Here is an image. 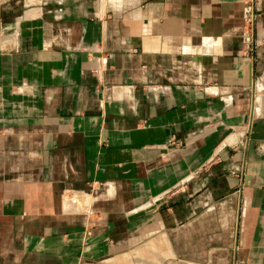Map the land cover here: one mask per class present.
Here are the masks:
<instances>
[{"label": "crops", "instance_id": "1", "mask_svg": "<svg viewBox=\"0 0 264 264\" xmlns=\"http://www.w3.org/2000/svg\"><path fill=\"white\" fill-rule=\"evenodd\" d=\"M0 264H264V0H0Z\"/></svg>", "mask_w": 264, "mask_h": 264}, {"label": "water", "instance_id": "2", "mask_svg": "<svg viewBox=\"0 0 264 264\" xmlns=\"http://www.w3.org/2000/svg\"><path fill=\"white\" fill-rule=\"evenodd\" d=\"M242 179H243V182L245 183L246 180L248 179V177H247L246 175L243 174V178H242Z\"/></svg>", "mask_w": 264, "mask_h": 264}, {"label": "built area", "instance_id": "3", "mask_svg": "<svg viewBox=\"0 0 264 264\" xmlns=\"http://www.w3.org/2000/svg\"><path fill=\"white\" fill-rule=\"evenodd\" d=\"M247 20H250V18L248 17Z\"/></svg>", "mask_w": 264, "mask_h": 264}]
</instances>
